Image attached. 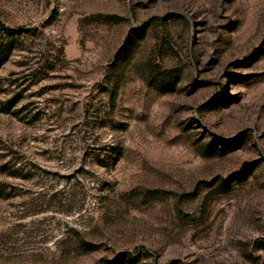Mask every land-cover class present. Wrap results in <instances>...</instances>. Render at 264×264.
<instances>
[{
	"label": "rangeland",
	"instance_id": "obj_1",
	"mask_svg": "<svg viewBox=\"0 0 264 264\" xmlns=\"http://www.w3.org/2000/svg\"><path fill=\"white\" fill-rule=\"evenodd\" d=\"M0 264H264V0H0Z\"/></svg>",
	"mask_w": 264,
	"mask_h": 264
}]
</instances>
